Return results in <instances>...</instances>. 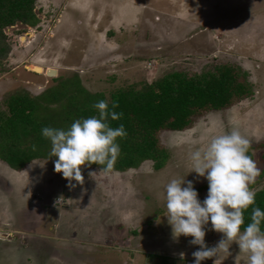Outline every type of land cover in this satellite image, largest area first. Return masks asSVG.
<instances>
[{"label":"rangeland","instance_id":"rangeland-1","mask_svg":"<svg viewBox=\"0 0 264 264\" xmlns=\"http://www.w3.org/2000/svg\"><path fill=\"white\" fill-rule=\"evenodd\" d=\"M37 11L38 29H5L9 71L0 72V105L19 89L40 95L60 76L77 75L110 99L174 72L200 76L226 62L248 74L254 95L187 131L162 133L171 158L161 171L151 162L111 174L85 165L83 182L70 187L52 160L22 172L0 162V264H193L199 246L191 237L173 239L165 206L173 179L191 181L200 201L207 195L190 153L235 127L259 169L249 187L264 188V0H40ZM204 230L210 248L223 238L210 223ZM201 264H248V256L226 241Z\"/></svg>","mask_w":264,"mask_h":264},{"label":"trees","instance_id":"trees-1","mask_svg":"<svg viewBox=\"0 0 264 264\" xmlns=\"http://www.w3.org/2000/svg\"><path fill=\"white\" fill-rule=\"evenodd\" d=\"M39 1L0 0V72L9 71L4 65L10 53L5 29L18 25L38 29L41 24L37 11ZM55 83L40 95L19 89L1 102L0 162L15 171H25L37 160L55 161L56 157L49 156L51 143L41 135V129L67 130L76 120L98 116L93 105L101 100L108 103L110 110L122 113L119 120L108 119L107 122L112 128L123 124L127 135L117 138L120 154L112 170L104 172L103 166L95 163L89 166L111 174L137 170L151 162L155 171H161L171 158L161 146L162 133L187 131L206 114L227 110L254 95L248 74L230 62L217 65L213 71L200 76L174 72L146 84L141 90H120L110 99L87 90L77 75L60 76ZM114 102L118 107L112 109ZM247 154L252 159V154ZM255 194L254 205L243 213L241 231L251 222L253 207L264 211V188ZM261 229L264 230V221Z\"/></svg>","mask_w":264,"mask_h":264},{"label":"clouds","instance_id":"clouds-1","mask_svg":"<svg viewBox=\"0 0 264 264\" xmlns=\"http://www.w3.org/2000/svg\"><path fill=\"white\" fill-rule=\"evenodd\" d=\"M118 107L115 102L112 109ZM98 116L74 121L67 130L44 127L41 135L51 143L50 157H56L54 171L62 178L83 182L82 165L93 163L103 166L104 172L112 170L120 154L117 138L123 139L127 132L123 124L112 128L108 119L119 120L122 113L112 111L104 100L93 105ZM249 141L233 127L231 131L213 136L206 147L190 153L192 171L208 182V192L203 201L191 181L171 180L165 186L167 222L172 237H191V245H198L192 253L193 264L212 257L224 243L235 241L239 250L248 256V264H264V211L253 207L251 222L241 232L243 213L255 203V192L249 185L255 182L259 169L247 154ZM35 150V145H33ZM222 233L223 238L215 247L205 244V227ZM183 259L184 253H180Z\"/></svg>","mask_w":264,"mask_h":264},{"label":"water","instance_id":"water-1","mask_svg":"<svg viewBox=\"0 0 264 264\" xmlns=\"http://www.w3.org/2000/svg\"><path fill=\"white\" fill-rule=\"evenodd\" d=\"M32 71H33L34 73H36V74H41V72H42V73L44 72V69H41V68H39V67H34V68L32 69ZM46 74H47V76L53 77V76H56V75H57V71H55V70H48V71L46 72Z\"/></svg>","mask_w":264,"mask_h":264},{"label":"bare ground","instance_id":"bare-ground-1","mask_svg":"<svg viewBox=\"0 0 264 264\" xmlns=\"http://www.w3.org/2000/svg\"><path fill=\"white\" fill-rule=\"evenodd\" d=\"M39 68H41V69H43L42 67H39ZM30 70H32L33 69V67L32 68H29ZM42 73V72H41Z\"/></svg>","mask_w":264,"mask_h":264}]
</instances>
